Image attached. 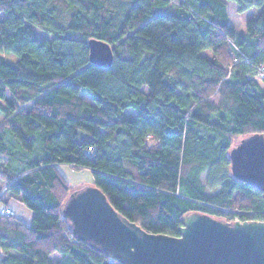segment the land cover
<instances>
[{
  "label": "trees",
  "instance_id": "trees-1",
  "mask_svg": "<svg viewBox=\"0 0 264 264\" xmlns=\"http://www.w3.org/2000/svg\"><path fill=\"white\" fill-rule=\"evenodd\" d=\"M230 1L260 8L246 33ZM0 13V264H120L72 233L64 164L151 233L179 235L191 211L264 220V193L229 157L236 136L264 132V0H0ZM93 37L110 67L90 60ZM14 196L31 222L6 213Z\"/></svg>",
  "mask_w": 264,
  "mask_h": 264
},
{
  "label": "water",
  "instance_id": "water-1",
  "mask_svg": "<svg viewBox=\"0 0 264 264\" xmlns=\"http://www.w3.org/2000/svg\"><path fill=\"white\" fill-rule=\"evenodd\" d=\"M90 60L114 62V49L91 38ZM231 173L264 193V132L230 150ZM75 237L120 264H264V220L226 221L201 212L183 216L179 235L151 233L117 211L96 185L71 193L63 208Z\"/></svg>",
  "mask_w": 264,
  "mask_h": 264
},
{
  "label": "rangeland",
  "instance_id": "rangeland-1",
  "mask_svg": "<svg viewBox=\"0 0 264 264\" xmlns=\"http://www.w3.org/2000/svg\"><path fill=\"white\" fill-rule=\"evenodd\" d=\"M228 10L230 11V22L237 28L239 32L246 33V23L247 20L250 18H253L257 16L260 13V8L258 7H252V9L246 10L242 13H239L237 11V6L235 2L230 1ZM3 17V14L0 13V18ZM206 54H209L208 51L204 52ZM8 58L12 61H16L17 55L9 54ZM132 111L131 109H129ZM4 116L0 113V132L4 133V129L7 126V123L4 120ZM245 136L238 135L236 138H234V141L237 143ZM15 151L13 157H16L17 160H21V158H26L25 155L22 152H18L16 150V147L13 149ZM16 161V163L19 164V161ZM10 158L6 155H0V171H1V164L2 163H9ZM59 170H61L63 176L68 180L69 184V191L71 193H75L76 191L82 190L84 188H87V186L94 185V179H93V171L89 168H83V167H74L67 164L59 165ZM207 174L204 175L203 180H206ZM6 180L3 177V174L0 172V189L5 187ZM10 207L11 210L20 217L22 220H26L27 222H31L33 218L32 210L24 204L18 196H14L10 199ZM53 257L55 259H58L60 255L54 254Z\"/></svg>",
  "mask_w": 264,
  "mask_h": 264
},
{
  "label": "built area",
  "instance_id": "built-area-1",
  "mask_svg": "<svg viewBox=\"0 0 264 264\" xmlns=\"http://www.w3.org/2000/svg\"><path fill=\"white\" fill-rule=\"evenodd\" d=\"M262 72H264V68L262 69ZM6 213L11 215L13 213V210H11V208H7Z\"/></svg>",
  "mask_w": 264,
  "mask_h": 264
}]
</instances>
